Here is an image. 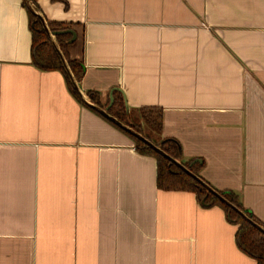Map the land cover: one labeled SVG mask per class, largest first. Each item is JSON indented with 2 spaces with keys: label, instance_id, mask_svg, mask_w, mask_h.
I'll use <instances>...</instances> for the list:
<instances>
[{
  "label": "crops",
  "instance_id": "obj_1",
  "mask_svg": "<svg viewBox=\"0 0 264 264\" xmlns=\"http://www.w3.org/2000/svg\"><path fill=\"white\" fill-rule=\"evenodd\" d=\"M37 6L75 31L89 100L163 109L180 162L264 225V0ZM28 10L0 0V264H258L221 208L158 189L157 160L35 66Z\"/></svg>",
  "mask_w": 264,
  "mask_h": 264
},
{
  "label": "trees",
  "instance_id": "obj_2",
  "mask_svg": "<svg viewBox=\"0 0 264 264\" xmlns=\"http://www.w3.org/2000/svg\"><path fill=\"white\" fill-rule=\"evenodd\" d=\"M33 7L38 10L37 0H31ZM26 5V2H25ZM31 31H32V48H33V60L35 66L44 72L59 71L63 73L67 79L69 89L72 94L81 102L77 93L73 89V86L65 72L61 59L49 40L41 22L38 18L28 10ZM47 25L51 32L67 30L62 23L47 22ZM55 42L62 52L74 78L79 84L84 76V66L78 60L71 59L68 53L67 41L71 38L70 34H59L55 37ZM92 102L102 106L97 102V93L87 94ZM82 103V102H81ZM83 104V103H82ZM89 109H91L89 107ZM97 114L96 110L91 109ZM109 114L118 119L123 124L129 126L137 133L141 134L144 138L148 139L154 145L158 146L162 151L171 156L172 158L181 161V150L179 144L172 139H166L163 136L164 129V111L157 107H147L135 111H128L125 99L119 92H115L113 95V104L108 110ZM102 116V115H101ZM136 116L143 122L146 132H144L139 126L135 125L131 119ZM105 118V117H104ZM107 119V118H105ZM115 127L121 130L125 135L132 139L135 143L137 152L145 156L154 157L158 163L157 174V187L160 190L175 192L186 191L192 192L196 195L197 200L202 203L204 207H219L227 215L228 220L238 225V231L236 234V243L239 249L255 259L258 264H264V232L260 230L254 223L264 228V225L249 211L247 210L238 194L233 191H220L213 188L206 180L200 175L201 166L199 164L183 163L193 174L200 177L213 189H215L220 195H222L227 201L237 207L240 211L245 213L254 223L248 221L242 214L232 209L226 203L222 202L217 196L210 193L203 185H201L196 179L183 171L179 166L172 163L169 159L152 149L142 140L138 139L131 133L121 129L115 123L107 119Z\"/></svg>",
  "mask_w": 264,
  "mask_h": 264
},
{
  "label": "water",
  "instance_id": "obj_3",
  "mask_svg": "<svg viewBox=\"0 0 264 264\" xmlns=\"http://www.w3.org/2000/svg\"><path fill=\"white\" fill-rule=\"evenodd\" d=\"M28 9L38 18V20L41 22L49 40L51 41V43L53 44V46L55 47L61 62L63 64V67L65 69V72L73 86V89L75 90V92L77 93L79 99L81 100V102L83 104H85L86 106L90 107L91 109L96 110L98 113H100L103 117L109 119L110 121H112L113 123H115L117 126H119L121 129L131 133L132 135H134L135 137H137L138 139L142 140L143 142H145L147 145H149L152 149H154L155 151H157L158 153H160L161 155H163L164 157H166L167 159H169L172 163L176 164L177 166H179L183 171H185L186 173H188L190 176H192L194 179H196L201 185H203L210 193L214 194L215 196H217L222 202L226 203L228 206H230L232 209L236 210L237 212H239L240 214H242L248 221H250L251 223H254L250 218L247 217V215L245 213H243L242 211H240L237 207H235L233 204H231L229 201H227L222 195H220L215 189H213L210 185H208L205 181H203L200 177H198L197 175L193 174L187 167H185L180 161L172 158L171 156H169L168 154H166L164 151H162L158 146L154 145L152 142H150L148 139L144 138L141 134L137 133L135 130H133L132 128H130L129 126L123 124L122 122H120L118 119H116L115 117H113L112 115L109 114L108 110L109 108L112 106L113 104V96L111 97V103L107 108H102L99 105L95 104L94 102L90 101L81 91L76 79L74 78L62 52L60 51V49L58 48L56 42H55V36L59 35V34H72L73 38L70 40V43H73L76 40V33L73 30H62V31H55V32H51L46 20L44 19V17L33 7L31 0H25ZM260 230H262L264 232V228L259 226L258 224L254 223Z\"/></svg>",
  "mask_w": 264,
  "mask_h": 264
},
{
  "label": "rangeland",
  "instance_id": "obj_4",
  "mask_svg": "<svg viewBox=\"0 0 264 264\" xmlns=\"http://www.w3.org/2000/svg\"><path fill=\"white\" fill-rule=\"evenodd\" d=\"M131 121H133L135 125L139 126L144 132H146V128H145L143 122L141 121V119H138L136 116H133Z\"/></svg>",
  "mask_w": 264,
  "mask_h": 264
}]
</instances>
